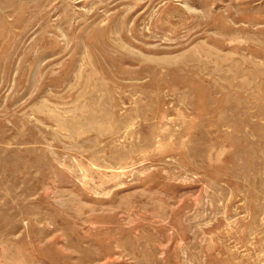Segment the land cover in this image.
<instances>
[{
  "label": "rangeland",
  "instance_id": "obj_1",
  "mask_svg": "<svg viewBox=\"0 0 264 264\" xmlns=\"http://www.w3.org/2000/svg\"><path fill=\"white\" fill-rule=\"evenodd\" d=\"M0 264H264V0H0Z\"/></svg>",
  "mask_w": 264,
  "mask_h": 264
}]
</instances>
